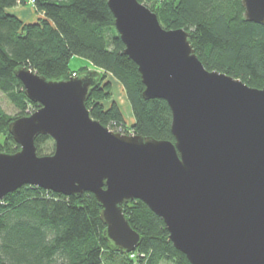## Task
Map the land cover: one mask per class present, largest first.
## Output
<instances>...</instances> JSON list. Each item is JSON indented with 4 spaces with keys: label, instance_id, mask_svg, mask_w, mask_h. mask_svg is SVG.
<instances>
[{
    "label": "water",
    "instance_id": "water-1",
    "mask_svg": "<svg viewBox=\"0 0 264 264\" xmlns=\"http://www.w3.org/2000/svg\"><path fill=\"white\" fill-rule=\"evenodd\" d=\"M244 19L264 26V0H241ZM123 53L137 66L145 99H163L174 141L111 130L86 101L96 70L48 79L15 75L38 107L12 120L19 149L0 152V201L22 185L64 195L91 192L104 237L121 252L141 241L123 212L139 199L159 216L190 264H264V87L208 70L191 33L164 28L138 0H107ZM48 135L54 150L36 153Z\"/></svg>",
    "mask_w": 264,
    "mask_h": 264
},
{
    "label": "trees",
    "instance_id": "trees-1",
    "mask_svg": "<svg viewBox=\"0 0 264 264\" xmlns=\"http://www.w3.org/2000/svg\"><path fill=\"white\" fill-rule=\"evenodd\" d=\"M154 11L166 29L190 31V43L208 70L239 78L254 88L264 87V26L244 19L241 0H138ZM29 0H0V91L17 113L0 112V152L19 149L9 123L37 109L15 75L29 67L48 79H68L73 56L87 59L98 77L86 101L90 116L115 131L126 124L115 103L103 107L110 95V77L124 88L133 121L128 134L174 141L171 112L160 98L145 99L136 64L123 53L107 0H34L39 17L24 22L13 8ZM125 129V130H124ZM124 130V131H123ZM36 153L48 155L54 141L35 138ZM101 206L91 192L64 195L22 185L0 201V264H190L177 250L163 220L145 203L133 199L123 205L130 226L141 235L134 251L121 252L104 237Z\"/></svg>",
    "mask_w": 264,
    "mask_h": 264
},
{
    "label": "rangeland",
    "instance_id": "rangeland-1",
    "mask_svg": "<svg viewBox=\"0 0 264 264\" xmlns=\"http://www.w3.org/2000/svg\"><path fill=\"white\" fill-rule=\"evenodd\" d=\"M13 11L20 13L21 16L19 17L26 23L34 22L39 17L38 13L35 12L34 5L30 4L29 2L26 3L25 6H18L17 8L16 7L13 8ZM69 66L73 71H77L82 67H87L90 70L95 69L94 66H92V64L87 59L79 57V56H73L70 59ZM74 75L75 73L72 76ZM110 76L111 75H108V77L110 78V82H111L110 92H109L110 95L109 97L101 100V104L103 105V107H107L111 103H115L118 106L123 116V119L125 121L126 127H127L126 128L127 132L124 131L125 130L124 129L123 130L124 132H121V133L128 134L131 132L129 127L133 121V114H132L130 105L127 101L123 86L117 80L111 78ZM0 112H4L10 116H15L17 113V109L15 105L1 91H0ZM112 260L113 262L118 263V264L122 263V259L119 258L118 255L113 256Z\"/></svg>",
    "mask_w": 264,
    "mask_h": 264
},
{
    "label": "crops",
    "instance_id": "crops-1",
    "mask_svg": "<svg viewBox=\"0 0 264 264\" xmlns=\"http://www.w3.org/2000/svg\"><path fill=\"white\" fill-rule=\"evenodd\" d=\"M17 8V7H16ZM14 13H16L18 16H21L20 13L16 12V11H13Z\"/></svg>",
    "mask_w": 264,
    "mask_h": 264
},
{
    "label": "built area",
    "instance_id": "built-area-1",
    "mask_svg": "<svg viewBox=\"0 0 264 264\" xmlns=\"http://www.w3.org/2000/svg\"><path fill=\"white\" fill-rule=\"evenodd\" d=\"M29 2H30V3H33V2H34V0H29Z\"/></svg>",
    "mask_w": 264,
    "mask_h": 264
}]
</instances>
